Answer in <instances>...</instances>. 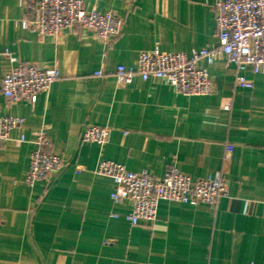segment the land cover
Segmentation results:
<instances>
[{"label":"crops","instance_id":"crops-1","mask_svg":"<svg viewBox=\"0 0 264 264\" xmlns=\"http://www.w3.org/2000/svg\"><path fill=\"white\" fill-rule=\"evenodd\" d=\"M214 1L84 0L124 18L105 46L80 26L40 36L26 0H0V87L6 52L61 71L35 103L0 97V114L24 120L0 140V264H264V74L248 68L253 87L238 86L236 66L218 58L208 65L215 91L194 96L140 75L120 85L115 75L143 50L217 44ZM91 124L112 128L104 146L82 141ZM41 130L65 166L31 186ZM100 159L158 177L173 166L193 178L219 172L228 192L213 209L161 200L154 223L132 226L130 206L111 199L113 180L95 172Z\"/></svg>","mask_w":264,"mask_h":264},{"label":"built area","instance_id":"built-area-1","mask_svg":"<svg viewBox=\"0 0 264 264\" xmlns=\"http://www.w3.org/2000/svg\"><path fill=\"white\" fill-rule=\"evenodd\" d=\"M26 6L28 28L40 36L57 37L80 26L108 46L123 30L124 18L120 14L112 10H87L84 0H26ZM212 8L217 44L192 54L165 52L158 47L143 50L135 62L117 66L118 84L128 85L140 75L144 80L168 84L177 94L210 95L215 91V83L208 65L225 58L237 68L236 84L252 88L253 81L245 71L250 68L255 74H264V0H215ZM6 56L10 66L2 79L0 97L12 102L35 103L38 95L48 91L61 76L56 67L24 62L11 52H6ZM102 74L103 71L96 72ZM23 121L18 116L0 114V140L8 139ZM111 132L109 126L91 124L86 127L82 141L104 146ZM35 144L25 176V182L31 186L39 180L50 181L65 166L63 159L50 150L51 141L45 130L40 131ZM95 172L113 180L111 199L116 204L130 206L126 219L132 226L154 223L161 200L192 205L206 203L213 209L228 192V182L219 172L193 178L173 166L158 177L149 170L132 171L109 159H100Z\"/></svg>","mask_w":264,"mask_h":264}]
</instances>
